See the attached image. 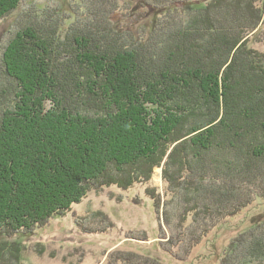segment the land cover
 I'll return each mask as SVG.
<instances>
[{
    "label": "trees",
    "instance_id": "1",
    "mask_svg": "<svg viewBox=\"0 0 264 264\" xmlns=\"http://www.w3.org/2000/svg\"><path fill=\"white\" fill-rule=\"evenodd\" d=\"M24 1L0 0V22ZM120 1L31 7L0 46L7 238L90 190L147 183L156 167L172 198L146 194L175 208L183 232L163 217L175 246L189 222L207 234L264 201V51L252 46L264 43V0H122L142 10L136 31L117 25ZM221 264H264V219Z\"/></svg>",
    "mask_w": 264,
    "mask_h": 264
},
{
    "label": "rangeland",
    "instance_id": "2",
    "mask_svg": "<svg viewBox=\"0 0 264 264\" xmlns=\"http://www.w3.org/2000/svg\"><path fill=\"white\" fill-rule=\"evenodd\" d=\"M71 4L85 10L88 0H25L0 22V46L8 41L11 30L29 8L69 12ZM127 5L120 1L119 13L114 17L117 25L140 30L137 20L142 10ZM252 46L264 51V43ZM151 189L164 201L172 198L162 167L154 169L149 182L136 183L127 190L118 186L90 190L67 212L48 219L33 234L11 238L0 234V264H221L231 240L264 219V201H258L207 234L191 221L184 228L183 242L177 240L175 246L163 219L167 215L172 230L183 232L182 226H176L175 208L170 205V211L168 207L158 209L146 194ZM193 231L198 232L193 235ZM192 236L199 241L196 243Z\"/></svg>",
    "mask_w": 264,
    "mask_h": 264
}]
</instances>
